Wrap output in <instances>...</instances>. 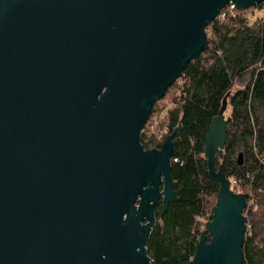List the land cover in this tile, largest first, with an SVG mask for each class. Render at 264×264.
<instances>
[{"label":"water","instance_id":"water-1","mask_svg":"<svg viewBox=\"0 0 264 264\" xmlns=\"http://www.w3.org/2000/svg\"><path fill=\"white\" fill-rule=\"evenodd\" d=\"M229 3L264 0H0V264H153L181 127L159 150L141 132ZM230 101L205 137L218 191L189 264H242L248 195L215 169Z\"/></svg>","mask_w":264,"mask_h":264},{"label":"trees","instance_id":"trees-1","mask_svg":"<svg viewBox=\"0 0 264 264\" xmlns=\"http://www.w3.org/2000/svg\"><path fill=\"white\" fill-rule=\"evenodd\" d=\"M262 5L247 10L256 13ZM247 10L209 23L204 28L207 48L186 65L173 84L176 87L180 82L166 119L170 135L181 127L172 139L176 162L170 169L177 200L168 204L161 218L158 209L145 246L153 264H189L194 257L198 221L211 212L218 191L209 184L204 141L226 95L231 98V122L215 169L220 166L230 190L247 194V203H251L243 211L242 264H264V15L250 22L244 14ZM242 80V87L229 94L233 84ZM140 142L144 150L152 149L144 133ZM238 154L242 155L240 166Z\"/></svg>","mask_w":264,"mask_h":264},{"label":"built area","instance_id":"built-area-1","mask_svg":"<svg viewBox=\"0 0 264 264\" xmlns=\"http://www.w3.org/2000/svg\"><path fill=\"white\" fill-rule=\"evenodd\" d=\"M264 9V3L262 5V8L260 11ZM238 12V9L236 6L232 3H229L227 6H225L218 14L217 18L218 20H224L227 17L234 18L236 13ZM255 18H252V15L249 16V21L251 22ZM167 113L164 114H158L154 113L152 110V113L146 122L141 134H145V137L152 142L151 144V150H159L161 145L163 144L166 136H170L169 129H168V121L166 119ZM161 129L159 130L158 128ZM171 162L175 163L176 160L172 159Z\"/></svg>","mask_w":264,"mask_h":264},{"label":"rangeland","instance_id":"rangeland-1","mask_svg":"<svg viewBox=\"0 0 264 264\" xmlns=\"http://www.w3.org/2000/svg\"><path fill=\"white\" fill-rule=\"evenodd\" d=\"M244 14L245 15H249V16L252 14V18H256V17H260V16H263L264 15V9L261 12H258V13L257 12L254 13V12H251V10H247ZM243 82H245V81L244 80H242V81H236L233 84V87L230 90V93L229 94H233L236 90L240 89L242 87V85H243ZM179 84H180V82H177L176 83L177 86ZM176 87H174V85H172L167 90L165 96L154 105L155 106V111L154 110L153 111H154L155 114L158 113V114H164L165 115L168 111H170L173 108V102H174L175 96L177 95ZM225 116L226 117H229L230 116V107L226 111ZM161 126L162 125H160V128H158L159 130L161 129ZM230 189H232V187H230ZM238 192L241 193L240 191H238ZM214 205H215V203H214ZM250 205H251L250 202L247 203V206H246L247 210H248V207H250ZM213 207L214 206H212V208ZM209 213L205 217L199 219V221H198V229L200 230V235L204 231L205 224L207 222H209ZM244 214L246 215V213H244ZM200 235H199V238H200ZM207 240H209V237H207Z\"/></svg>","mask_w":264,"mask_h":264},{"label":"flooded vegetation","instance_id":"flooded-vegetation-1","mask_svg":"<svg viewBox=\"0 0 264 264\" xmlns=\"http://www.w3.org/2000/svg\"><path fill=\"white\" fill-rule=\"evenodd\" d=\"M161 209L162 208V202L161 200L158 201V203L154 206L153 208V217L155 218V220L157 219V216H158V209Z\"/></svg>","mask_w":264,"mask_h":264}]
</instances>
